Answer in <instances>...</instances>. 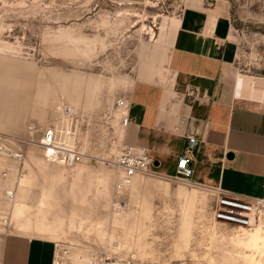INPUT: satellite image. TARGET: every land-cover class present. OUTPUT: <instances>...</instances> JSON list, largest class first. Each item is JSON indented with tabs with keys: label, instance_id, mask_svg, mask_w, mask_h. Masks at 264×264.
Masks as SVG:
<instances>
[{
	"label": "rangeland",
	"instance_id": "374dc122",
	"mask_svg": "<svg viewBox=\"0 0 264 264\" xmlns=\"http://www.w3.org/2000/svg\"><path fill=\"white\" fill-rule=\"evenodd\" d=\"M229 2L239 73L262 77L264 0ZM183 4L0 0V53L12 59L14 68L28 65L30 103L37 100L34 71L45 88L44 121L24 138L10 137L27 144L15 199L8 206L9 228H0V243L5 234L26 235L65 243L75 253L93 251L135 264L262 260L264 244L252 261L247 256L252 251L241 242L256 232L264 236V221L262 229L252 232L212 221L214 197L204 185L140 173L126 189L114 186L122 135L115 100L126 98L138 68L149 63L165 25L179 15ZM66 106L73 118L70 141L82 153L71 167L45 161L38 145L43 127L62 126Z\"/></svg>",
	"mask_w": 264,
	"mask_h": 264
},
{
	"label": "crops",
	"instance_id": "0c3cea01",
	"mask_svg": "<svg viewBox=\"0 0 264 264\" xmlns=\"http://www.w3.org/2000/svg\"><path fill=\"white\" fill-rule=\"evenodd\" d=\"M183 2L179 15L165 25L149 63L138 68L129 85L124 133L130 143L149 149L157 174L173 177L191 132L195 183L240 198L260 197L264 76L239 73L229 0ZM33 74L36 104L30 103L28 65L14 68L12 59L0 53V133L8 138H24L44 121L45 88L40 74ZM52 257L53 241L47 239L9 233L0 243V264H52Z\"/></svg>",
	"mask_w": 264,
	"mask_h": 264
},
{
	"label": "built area",
	"instance_id": "2783aa9c",
	"mask_svg": "<svg viewBox=\"0 0 264 264\" xmlns=\"http://www.w3.org/2000/svg\"><path fill=\"white\" fill-rule=\"evenodd\" d=\"M196 97L194 91L187 93ZM115 116L118 127L122 130L120 138V149L116 156L114 167L117 171L115 180L116 189H126L131 183L132 177L144 173L153 175V161L149 149L144 146L134 145L128 141L124 130L128 126L129 102L126 98L115 100ZM72 112L70 107H64L62 126L56 128L53 125L43 127L41 137L38 141L42 157L49 163L60 164L71 167L82 158L78 146L70 141L73 132L71 130ZM25 139L5 138L0 134V228H9L12 209L10 206L15 199L16 183L22 175L23 162L26 154ZM196 139L189 132L186 135V144L183 153L177 158L175 174L173 177L184 181L186 184L196 185L192 180ZM214 201L211 211V220L236 229L252 230L256 225L264 221V181L262 182L263 194L255 198H240L222 191L219 187H207ZM10 204V205H9ZM85 255V256H83ZM85 257V258H84ZM52 264H135L127 258H109L89 251L87 254L74 252V248L56 241L53 242Z\"/></svg>",
	"mask_w": 264,
	"mask_h": 264
},
{
	"label": "bare ground",
	"instance_id": "6f19581e",
	"mask_svg": "<svg viewBox=\"0 0 264 264\" xmlns=\"http://www.w3.org/2000/svg\"><path fill=\"white\" fill-rule=\"evenodd\" d=\"M1 134V133H0ZM5 138H7L6 136H5ZM24 160H25V158H24ZM24 163V162H23ZM22 176V175H21ZM135 176V175H134ZM133 176V177H134ZM132 177V178H133ZM17 183H19V179H18V182ZM187 194V193H186ZM187 197L189 196V195H186ZM13 202H14V200H13ZM12 205V204H11ZM258 227H260L261 229H262V226H261V224L260 223H258L257 225H256V227H254V229H252V231H254L255 229H257ZM18 228V227H17ZM25 229L26 228H23V229H20L19 228V230H21V231H25ZM240 230H242V231H245L244 229H240ZM242 231H241V233H242ZM251 230L249 231V232H252ZM262 231L264 232V230L262 229ZM245 232H248V231H245ZM241 233H239V234H241ZM242 243V245L245 247V248H247L248 250H250V251H252V254H250V255H247V256H252L251 257V259H252V261H253V256H254V252H256L258 249H259V247L261 246V245H263L264 244V236H261V235H259V233H255L254 235H252V236H250L249 238H247V240L246 241H243V242H241ZM262 260H264V256L262 257ZM262 260H260V259H258V260H255V261H253V264H264V262L262 261Z\"/></svg>",
	"mask_w": 264,
	"mask_h": 264
}]
</instances>
